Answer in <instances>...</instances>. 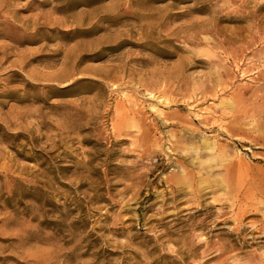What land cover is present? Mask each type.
<instances>
[{
	"label": "rangeland",
	"instance_id": "obj_1",
	"mask_svg": "<svg viewBox=\"0 0 264 264\" xmlns=\"http://www.w3.org/2000/svg\"><path fill=\"white\" fill-rule=\"evenodd\" d=\"M0 264H264V0H0Z\"/></svg>",
	"mask_w": 264,
	"mask_h": 264
}]
</instances>
